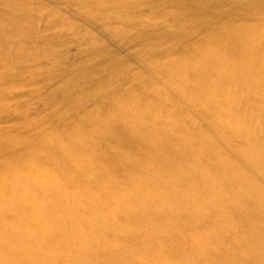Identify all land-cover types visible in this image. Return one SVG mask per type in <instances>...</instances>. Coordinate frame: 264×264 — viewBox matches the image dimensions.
Masks as SVG:
<instances>
[{
    "label": "bare ground",
    "instance_id": "obj_1",
    "mask_svg": "<svg viewBox=\"0 0 264 264\" xmlns=\"http://www.w3.org/2000/svg\"><path fill=\"white\" fill-rule=\"evenodd\" d=\"M170 1L136 21L155 87L132 76L105 109L73 94L75 133L54 118L0 132V264H264V188L249 177L264 182V0ZM29 6L0 0V42Z\"/></svg>",
    "mask_w": 264,
    "mask_h": 264
},
{
    "label": "rangeland",
    "instance_id": "obj_2",
    "mask_svg": "<svg viewBox=\"0 0 264 264\" xmlns=\"http://www.w3.org/2000/svg\"><path fill=\"white\" fill-rule=\"evenodd\" d=\"M21 1L34 5L28 7L29 16L25 20L17 13L8 16L9 19L6 20L12 23L6 25L12 31L4 33L5 38L0 42L2 134L17 137L30 122L49 131L55 129L52 118L58 128L65 127V130L75 133L80 124L72 119L79 116L81 111L72 104L73 94L81 95L88 109L93 108L95 101H101L100 107L105 109V95L129 89L132 76L143 75L152 87L159 82L156 80L159 78H156L155 70L149 67L143 54L139 57V52L146 43L142 39H136L139 28L136 21L140 16H151L153 10L159 8L169 11L172 9L170 0H156L157 2L149 4L130 0L138 5L128 12L114 5L107 7H115L114 9L104 11L97 6L99 2L88 5L80 0ZM193 1L209 2L215 4L214 7H218V10L223 9L224 0ZM259 17L264 20V16ZM152 32L158 35L159 29ZM8 38L27 43L34 52L31 51L32 55H28L21 45H9ZM184 45L191 47L190 42H185ZM175 49L178 48L175 46ZM174 56L178 57L177 51ZM158 62L160 63V59ZM20 65L23 67L21 72ZM172 96L178 97L176 93H172ZM177 103L181 105L180 102ZM29 132L31 133L30 130ZM221 152L231 160L238 157L227 146L221 147ZM134 157L135 161L138 160ZM250 174V179L264 188V182ZM83 206L84 203L81 202L80 208ZM75 216L85 220L81 210ZM51 233L58 238L57 233ZM28 239L40 246L44 245L38 235H31ZM186 244L187 240H181L179 248L183 250ZM50 264L57 262L50 260ZM66 264L78 263L68 260Z\"/></svg>",
    "mask_w": 264,
    "mask_h": 264
}]
</instances>
